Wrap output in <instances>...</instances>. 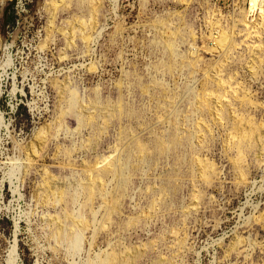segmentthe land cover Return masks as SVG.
<instances>
[{"label":"rangeland","instance_id":"rangeland-1","mask_svg":"<svg viewBox=\"0 0 264 264\" xmlns=\"http://www.w3.org/2000/svg\"><path fill=\"white\" fill-rule=\"evenodd\" d=\"M0 38V264H264V0H0Z\"/></svg>","mask_w":264,"mask_h":264},{"label":"bare ground","instance_id":"bare-ground-1","mask_svg":"<svg viewBox=\"0 0 264 264\" xmlns=\"http://www.w3.org/2000/svg\"><path fill=\"white\" fill-rule=\"evenodd\" d=\"M1 39V38H0ZM17 237V236H16ZM15 255V254H14Z\"/></svg>","mask_w":264,"mask_h":264}]
</instances>
